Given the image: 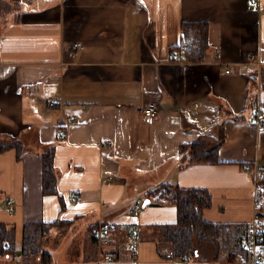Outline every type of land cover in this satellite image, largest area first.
Segmentation results:
<instances>
[{"label":"crops","instance_id":"crops-1","mask_svg":"<svg viewBox=\"0 0 264 264\" xmlns=\"http://www.w3.org/2000/svg\"><path fill=\"white\" fill-rule=\"evenodd\" d=\"M259 2L0 0V143L20 142L0 150V222L16 230L14 251L0 264H26L23 226L41 221H58L43 241L52 254L44 264L90 260L92 228L102 220L116 223L109 246L120 259L130 257L135 227L141 262L164 264L157 243L177 210L149 195L163 182L208 189V221L253 218V174L242 165H264V128L251 118L264 87L256 90L248 61L264 63ZM182 21L209 24V48L198 61L181 49V60L170 57ZM147 101L159 107L150 123L139 111ZM195 141L220 142L218 161L182 160L180 145ZM49 148L52 194L42 191Z\"/></svg>","mask_w":264,"mask_h":264},{"label":"trees","instance_id":"trees-1","mask_svg":"<svg viewBox=\"0 0 264 264\" xmlns=\"http://www.w3.org/2000/svg\"><path fill=\"white\" fill-rule=\"evenodd\" d=\"M208 25L207 21L181 22V40L177 48L183 50L186 59L198 61L206 53L209 48ZM262 86L264 87V71ZM15 142L0 143V150H5L13 144L18 145V148L20 142ZM219 147L220 142L217 144L201 141L184 142L180 145L179 152L181 159L186 162H217ZM56 181L55 151L54 148H49L42 153V191L55 193L57 191ZM149 195L162 199L160 202L156 201L157 203L167 202L174 205L177 210L176 220L162 226L159 239L171 250L170 254L160 252L163 257L174 260H182L187 254L195 257L199 252V244L208 240L221 239L219 247L230 250L231 263L238 261L244 252L240 244L244 225L232 226L229 223L206 220L203 217V210L212 203V194L208 189L185 188L177 183L163 182L150 190ZM57 223L58 221H41L24 224L21 253L25 263L52 261V254L43 248V241ZM14 230V227H8L7 224L0 222V254L14 251L16 239V230ZM157 249L161 250L158 243Z\"/></svg>","mask_w":264,"mask_h":264},{"label":"built area","instance_id":"built-area-1","mask_svg":"<svg viewBox=\"0 0 264 264\" xmlns=\"http://www.w3.org/2000/svg\"><path fill=\"white\" fill-rule=\"evenodd\" d=\"M249 4L254 7H259V0H248ZM77 46L78 43H75ZM170 57L173 61L181 60L180 48L173 47L170 50ZM252 64V68L256 67V74L254 78L256 81V90L259 91L263 88V80L260 72L264 63L261 60H255L254 55H250L249 60ZM229 71V69H226ZM255 109L251 118L262 128H264V101L260 98L255 99ZM49 106H54V101L48 102ZM158 105L155 101H147L144 103L139 111L142 118L146 122H151L158 114ZM72 119L76 118V115H71ZM66 136L65 131L59 133V138L64 139ZM246 171H251L253 174V189H252V200L254 204V216L253 218L244 225L243 233L240 244L244 252L240 255L238 261L232 264H264V165H260L257 162H246L242 165ZM10 208L12 212L14 210L13 204L14 199H9ZM142 207L141 201H136L133 205V211L139 212ZM116 229V223L113 221L102 220L99 221L92 228V235L96 243V256L86 262H72L66 264H144L140 261L139 257L135 253L134 248L136 247L139 237L137 229L132 227L130 230L131 239V253L130 257L123 261L120 259L117 251L109 247L111 233ZM164 253L170 254L171 250L167 247L162 248ZM192 254H187L182 260L168 259L164 264H194ZM171 260V262H170Z\"/></svg>","mask_w":264,"mask_h":264},{"label":"rangeland","instance_id":"rangeland-1","mask_svg":"<svg viewBox=\"0 0 264 264\" xmlns=\"http://www.w3.org/2000/svg\"><path fill=\"white\" fill-rule=\"evenodd\" d=\"M263 71H264V66L261 68V72H260L262 80H263ZM256 72H257L256 71V67H254L252 74H256ZM142 206H143V204H142ZM112 233H111V235H112ZM159 237L161 238V235ZM129 239H130V237H129ZM220 243H221V239H217V240H208V241H205L202 244H199L198 245V251L199 252H198V254L195 257H193L194 260L192 262L194 264H232L231 261L229 260V252H230V250L226 249V248H220L219 247ZM158 244L160 245V249H161V250L158 251L159 254H160V252L162 251V248H164V247L167 248V245L162 243L160 239H159ZM51 247L52 248H57L58 245H56V246L53 245ZM131 247L132 246H131V239H130V249H131ZM95 256H96V243H95V253H94V256L91 259L95 258ZM166 261H168V259L163 257V255L161 254V262H166ZM80 262H86V260L85 261H80ZM170 262H171V260H170ZM57 264H64V263L60 262V263H57Z\"/></svg>","mask_w":264,"mask_h":264},{"label":"bare ground","instance_id":"bare-ground-1","mask_svg":"<svg viewBox=\"0 0 264 264\" xmlns=\"http://www.w3.org/2000/svg\"><path fill=\"white\" fill-rule=\"evenodd\" d=\"M5 143V142H4ZM16 143V142H15ZM3 144V143H2ZM17 146V145H16ZM15 146V147H16ZM20 146V145H19ZM18 149V148H17ZM18 151H20V150H18ZM56 193V192H55ZM44 194V193H43ZM46 194H50V193H47L46 192ZM52 194V193H51ZM76 197V196H75ZM55 222V221H54ZM60 224H62L61 222H59ZM67 225V224H66ZM68 225H71V224H68ZM54 227H56V226H54ZM57 227H58V224H57ZM59 228H61V225H60V227ZM59 228H57V229H59ZM57 229H56V231H57ZM67 229V228H66ZM15 231V230H14ZM52 232V231H51ZM63 233V232H62ZM90 234V233H89ZM57 241H55V243H56ZM7 243V242H6ZM47 242H45V244H46ZM6 247H7V245H6ZM18 248V247H17ZM10 253H13V252H10ZM15 253H17V252H15ZM1 255V254H0ZM19 255V254H18ZM39 256V255H38ZM84 259V258H83ZM43 262V261H42ZM49 262H51V260L49 261ZM67 263V262H66ZM23 264V263H22ZM27 264V263H26ZM29 264V263H28ZM36 264V263H35ZM39 264H41V262L39 263ZM44 264V263H43Z\"/></svg>","mask_w":264,"mask_h":264},{"label":"water","instance_id":"water-1","mask_svg":"<svg viewBox=\"0 0 264 264\" xmlns=\"http://www.w3.org/2000/svg\"><path fill=\"white\" fill-rule=\"evenodd\" d=\"M144 204H146V202Z\"/></svg>","mask_w":264,"mask_h":264}]
</instances>
